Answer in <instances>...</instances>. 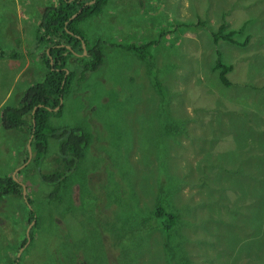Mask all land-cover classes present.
<instances>
[{
  "label": "rangeland",
  "instance_id": "1",
  "mask_svg": "<svg viewBox=\"0 0 264 264\" xmlns=\"http://www.w3.org/2000/svg\"><path fill=\"white\" fill-rule=\"evenodd\" d=\"M15 2L22 0H0V52L13 49L19 55L12 58L16 65L12 62L10 71L9 61L0 57V116L13 97L22 98L43 76L35 57L42 49L36 45L39 34L29 24L32 16L28 22L17 18ZM222 15L227 29L238 33L236 40L250 37L247 46H213L211 34ZM78 29L91 46L99 43L104 59L100 68L72 83L61 114L49 121L58 135L76 130L89 137L83 158L68 175L70 197L56 190L57 181L44 179L62 167L55 162L62 141L49 139L43 163L34 161V153L24 163L19 136L4 130L0 118V177H13L24 163L19 181L28 178L34 185L28 194L39 218L19 264H111L101 256L104 248H111L117 264H164L158 234L146 244L134 237L126 250L120 245L123 220L135 211L132 203L151 201V211L156 178L171 176L182 185L171 199L184 223L180 262L264 264V187L260 196L254 193V202L247 197L245 176L238 181L223 174V169L237 168L264 172V0H109L99 16ZM6 33L21 38L20 44L11 47ZM136 48L142 49L144 61ZM216 50L234 66L226 92L209 69ZM154 78L167 85V98L173 86L170 103L155 98ZM220 94L230 98L224 105ZM171 121L183 123L177 138L167 133ZM194 170L207 173L210 181L204 183L214 189L210 197ZM26 208L17 196L0 200V264H12L20 254L29 232Z\"/></svg>",
  "mask_w": 264,
  "mask_h": 264
},
{
  "label": "trees",
  "instance_id": "2",
  "mask_svg": "<svg viewBox=\"0 0 264 264\" xmlns=\"http://www.w3.org/2000/svg\"><path fill=\"white\" fill-rule=\"evenodd\" d=\"M108 1L109 0H56L57 6H52L45 11L35 31V33L39 34L37 43L39 47L42 48L39 53V61L42 65L39 71L43 73L42 79L27 89L29 97L25 99L13 97L14 103L9 102V105H7V108L3 110V114H1V118L7 122L4 123L5 125L2 124L3 129L13 131L20 138L19 145L22 147L21 150L25 152L24 162L28 157L27 146L23 144L25 137L30 139V147L32 153H34V161H39L41 163L46 160L49 139L55 137L62 141L60 144L59 158L55 160L57 165H62V167L52 172L49 176L44 177V179L51 183L57 181L56 190L60 191L64 189L65 194L69 197L71 191H69L70 187H68V182L70 180L68 175L79 160L83 158L88 148L89 137L79 133V131H66L65 129V131L58 135L60 130L52 127L49 128V121L51 116L61 114L62 105L60 106V102L63 100L64 95L72 89V83L80 82L85 72L96 71L103 63L104 54L102 52V47L99 46V43L97 46H91L84 34L78 29V25L89 18L99 16L108 4ZM87 3L89 4L84 6ZM81 8V13L78 14L76 18L71 19ZM237 34L235 30L231 31L227 29L225 15H222V23L217 31L211 34L212 44L214 46L223 43L238 48H244L249 44L250 37L247 36L245 40L239 41L235 39ZM5 35H7V33ZM10 36L11 35H7L11 47L14 45L16 46L15 38ZM82 43L86 47V54L84 57H79L77 55L83 54ZM148 44L149 43L144 44L143 47H146ZM68 46L70 50L67 49ZM119 48L125 50L124 47ZM126 50L129 51L130 49ZM132 50H135V52L139 54L142 61L146 59L142 54L141 48ZM3 55L9 58H18L17 53H14L13 49L8 53L1 51L0 57ZM222 56V53L216 50L213 65L209 69L217 74V83L219 82V84L225 88V90L222 91L226 92L232 85L228 76L234 71V66L226 62ZM50 57L52 58V65L50 64ZM148 64L151 68L153 67L151 61H148ZM66 70L68 71L67 75L65 74ZM150 85L156 93L154 95L155 98H159L161 104L164 103V105H166L168 104L167 99L170 103V100L174 98L172 85V87H170L169 98L166 97L167 85H164V88L161 81L155 78L151 80ZM220 99V102L224 105L225 101L228 102L230 98H228L227 94H220ZM57 107H59V109L55 112L54 109ZM195 109L199 110L200 108ZM212 112L216 115L220 113V111L217 110H213ZM221 113L226 112L223 111ZM254 114L258 117L259 111L256 109ZM196 115L200 116V114ZM170 125L171 127H166L167 133H169L172 138L179 137V135H181L183 123L171 121ZM223 170L225 177L237 179L238 181L242 176H245V181L250 182V193L247 197H249L251 201L255 202V194L256 196L261 195L260 191H262L264 187L263 171L254 172L253 170L245 169L242 172L238 168L235 171ZM258 170H260V167ZM158 171L162 173L163 168L158 169ZM194 171L199 172V179L203 182L200 186L205 187L206 183L204 182L207 180L210 181L209 177H207V173L200 170ZM21 173L22 171L19 172V175ZM235 176L240 178H233ZM219 179L222 180V176L219 177ZM155 182L157 190L156 195L152 193L153 200L155 199L153 209L151 211L148 209V204L151 201L140 203L137 199L132 203V212L135 211L133 213L131 212L132 214L123 220L124 228L122 230V243L120 247L124 250L128 249L132 245L134 237L139 244H146L149 238L158 234L161 240L160 245L164 264H171V262H175V264H190L188 261L180 262L183 259L181 255L184 254L182 248L184 238L180 232L184 223L180 220V214L173 211L171 202L172 197L182 185H180V181L174 179L173 176H171L170 180L166 181L162 178H156ZM24 184L27 189L25 204L28 213L25 226H29V232L27 234L28 236L26 235L25 239L20 243V254L17 255V259L14 260L12 264H19L21 253L30 246L32 239L31 231L36 228L39 223V218L31 207L32 194L31 192L28 194V189H30L29 186L34 189V185L28 178L25 179ZM164 184L166 188H164ZM206 188H208L206 195L210 197L214 189L208 186H206ZM217 193L221 195L223 191L218 189ZM5 196H17L22 199V188L18 183L13 181L11 176L0 177V200ZM202 204L204 207L207 206L206 201H203ZM128 224L132 225L131 231H126ZM152 242L154 243V239H152ZM107 249L110 254L107 253ZM113 254L111 248H104L101 256H103L104 259H108L111 264H117L116 260L113 259L115 256ZM74 258L75 257H72L73 260ZM79 261L85 262L82 261V259H79ZM99 264L109 263L107 261H100Z\"/></svg>",
  "mask_w": 264,
  "mask_h": 264
},
{
  "label": "crops",
  "instance_id": "3",
  "mask_svg": "<svg viewBox=\"0 0 264 264\" xmlns=\"http://www.w3.org/2000/svg\"><path fill=\"white\" fill-rule=\"evenodd\" d=\"M32 1L33 0H22L21 3L15 2L14 4L17 7L16 12L18 11V14H16V12H15V15L17 16V18L18 17L21 18L20 20H23V21H26V22H28L29 16H32L31 17L32 18V21L29 22V24L35 26V31H36V27L40 24V20L43 18L45 11L48 8L52 7V6L53 7L57 6V3H56V0H44V2H45L44 5L39 6V7H36L35 5L32 4ZM24 5L26 7L22 10L21 7L24 6ZM45 5H47V8L44 9L43 7ZM32 11L34 12V14L32 13ZM15 41H16V46H18L20 44V42H21V38H15ZM37 41H36V45H38ZM2 57L3 58H6L9 61L8 71H10L11 70V64H12V62L14 63V66H15L16 65V60L15 59H12L11 57L9 58V57H7L5 55H3ZM35 57L37 58V62H38L37 64L41 65L40 64V61H39L40 60L39 55L36 54ZM18 58H19V55H18ZM18 67H19V70H20V67H21V64L20 63H18ZM33 192H35V191H33ZM22 199H23V195H22ZM25 219H26V217H25Z\"/></svg>",
  "mask_w": 264,
  "mask_h": 264
},
{
  "label": "clouds",
  "instance_id": "4",
  "mask_svg": "<svg viewBox=\"0 0 264 264\" xmlns=\"http://www.w3.org/2000/svg\"><path fill=\"white\" fill-rule=\"evenodd\" d=\"M69 47V46H68ZM69 50H70V48H69ZM85 55V54H84ZM36 56V55H35ZM79 57H81L82 55H78ZM51 64V63H50ZM53 64V63H52ZM51 64V65H52ZM40 68H42V65L39 67L38 66V72H40L39 70H40ZM67 73H68V71L66 70V72H65V74L67 75ZM25 74V73H24ZM23 74V75H24ZM43 74V73H42ZM22 75V76H23ZM21 76V77H22ZM21 77H19V79L21 78ZM14 95V94H13ZM27 97H29V94H28V92H26V93H24L23 94V96H22V99H25V98H27ZM61 104H62V101L60 102V106H61ZM59 108V107H58ZM56 109V108H55ZM5 110V109H4ZM3 112V111H2ZM56 112V111H55ZM1 114H3V113H1ZM0 118H1V116H0ZM3 122L4 123H7V122H5L4 120H3ZM28 142H30V139L29 140H27V143H26V146H28ZM29 145H30V143H29ZM30 149H31V147H30ZM28 150V149H27ZM23 154H25V152L23 151L22 152ZM31 154H32V151H31ZM28 158H29V153H28V157H27V159H26V161L25 162H27V160H28ZM24 162V163H25ZM24 163H23V165L19 168V170L16 172V174L14 175V178L16 179V183H18L20 186H21V188H22V185L24 186L25 184L24 183H22V182H20L19 181V179H20V175H19V172L20 171H22V170H24L25 169V165H24ZM43 163V162H42ZM13 178V177H12ZM23 179V178H22ZM14 181V180H13ZM25 187V186H24ZM25 190H26V192H27V189H26V187H25Z\"/></svg>",
  "mask_w": 264,
  "mask_h": 264
},
{
  "label": "water",
  "instance_id": "5",
  "mask_svg": "<svg viewBox=\"0 0 264 264\" xmlns=\"http://www.w3.org/2000/svg\"><path fill=\"white\" fill-rule=\"evenodd\" d=\"M89 3H87V4H85L84 6H87ZM81 11H82V8L81 9H79V11L76 13V14H74L72 17H71V19H74V18H76V16L78 15V14H80L81 13ZM82 48H83V54H86V47H85V45L82 43ZM67 49L69 50V47H67ZM78 56V55H77ZM50 63L52 64L53 62H52V58L50 57ZM58 107L56 108V109H54V111H58ZM34 110H35V108H34ZM33 124L35 125V123L33 122ZM29 143L30 142H28V146H27V149H28V153H29V158H30V156H31V149H30V145H29ZM16 174V172L14 173V175ZM14 175H13V180L14 181H16V179L14 178ZM22 195H23V199H24V201H26V190H25V187L22 185ZM34 223V222H33Z\"/></svg>",
  "mask_w": 264,
  "mask_h": 264
},
{
  "label": "flooded vegetation",
  "instance_id": "6",
  "mask_svg": "<svg viewBox=\"0 0 264 264\" xmlns=\"http://www.w3.org/2000/svg\"><path fill=\"white\" fill-rule=\"evenodd\" d=\"M28 92L27 90L25 91V93Z\"/></svg>",
  "mask_w": 264,
  "mask_h": 264
}]
</instances>
